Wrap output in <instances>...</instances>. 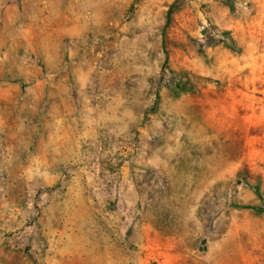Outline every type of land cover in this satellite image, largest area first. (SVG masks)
I'll use <instances>...</instances> for the list:
<instances>
[{
    "label": "rangeland",
    "instance_id": "rangeland-1",
    "mask_svg": "<svg viewBox=\"0 0 264 264\" xmlns=\"http://www.w3.org/2000/svg\"><path fill=\"white\" fill-rule=\"evenodd\" d=\"M0 264H264V0H0Z\"/></svg>",
    "mask_w": 264,
    "mask_h": 264
}]
</instances>
